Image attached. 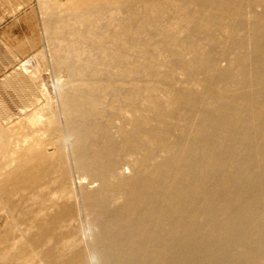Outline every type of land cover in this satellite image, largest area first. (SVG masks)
Returning a JSON list of instances; mask_svg holds the SVG:
<instances>
[{"label":"bare ground","instance_id":"bare-ground-1","mask_svg":"<svg viewBox=\"0 0 264 264\" xmlns=\"http://www.w3.org/2000/svg\"><path fill=\"white\" fill-rule=\"evenodd\" d=\"M48 2L67 81L0 124V264H264V0Z\"/></svg>","mask_w":264,"mask_h":264},{"label":"rangeland","instance_id":"rangeland-1","mask_svg":"<svg viewBox=\"0 0 264 264\" xmlns=\"http://www.w3.org/2000/svg\"><path fill=\"white\" fill-rule=\"evenodd\" d=\"M52 1L59 6L69 0H46L49 6ZM43 11L41 0H0V124L10 118L5 128L23 137L30 131L29 117L48 103L55 104L58 82L67 81L49 63L52 46ZM31 58L36 67L23 68ZM17 73L22 80L13 87L7 80Z\"/></svg>","mask_w":264,"mask_h":264}]
</instances>
